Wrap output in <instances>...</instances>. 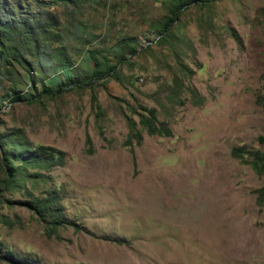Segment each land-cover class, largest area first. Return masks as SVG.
I'll return each instance as SVG.
<instances>
[{
    "label": "rangeland",
    "instance_id": "1",
    "mask_svg": "<svg viewBox=\"0 0 264 264\" xmlns=\"http://www.w3.org/2000/svg\"><path fill=\"white\" fill-rule=\"evenodd\" d=\"M0 1L17 16L45 11L60 23L58 38L48 34L22 64L0 59V264H13L7 255L41 264H264L256 193L264 177L249 156L232 155L264 152V0H188L176 16L175 0ZM97 67L115 72L94 79ZM41 82L51 92L31 100L39 91L31 83ZM14 90L25 100H12ZM150 111L172 136L147 133L139 121ZM12 142L17 153L61 151L64 165L14 160L8 183ZM52 197L58 212L43 219L31 205ZM54 220L72 225L54 233Z\"/></svg>",
    "mask_w": 264,
    "mask_h": 264
},
{
    "label": "trees",
    "instance_id": "2",
    "mask_svg": "<svg viewBox=\"0 0 264 264\" xmlns=\"http://www.w3.org/2000/svg\"><path fill=\"white\" fill-rule=\"evenodd\" d=\"M211 1V0H210ZM188 0H175L171 5L172 13L174 16L182 12L186 6L188 5ZM174 17L171 20H168L163 28V35L171 26L175 23ZM60 25L59 20L56 16L51 13L41 12L39 15L33 14L31 11L20 12V15L17 16L13 11H10L8 7H4L0 1V59H4L8 61L7 56L13 58L19 64H22V60L26 58V56H30V53L41 50L42 47L48 43L50 40L48 38V34L53 38L57 39L58 36L56 33H53V30ZM54 34V35H53ZM11 44V46H8ZM25 51V55L21 53ZM39 58L38 60H40ZM37 60V61H38ZM27 62L26 64L32 68L34 62ZM39 64H42L40 62ZM24 69H27L24 65H22ZM28 70V69H27ZM110 72H115V68L110 70ZM100 70V67H97L93 72L94 79H104L107 74ZM69 74V72L67 73ZM115 74V73H113ZM70 78V77H69ZM92 79V81L94 80ZM50 83H53V79H49ZM91 79L89 80V82ZM92 81L90 84H92ZM48 82V81H47ZM47 82H41V84L36 87L33 83H31V90H39L37 93L33 92V95H28L31 100L38 99L40 95H44L50 93L51 90L47 86ZM76 84V83H74ZM69 86V84H68ZM12 100L15 102L25 100V93L14 90L11 92ZM27 95V96H28ZM93 101L97 104L98 100L96 96H93ZM97 107L100 109V106L97 104ZM139 123L144 126L147 133L150 136H161V137H170L172 136V131L166 127L164 123H159L157 116L154 111H150L147 115H142L140 117ZM160 124V125H159ZM131 133L134 132L135 138H137L138 143L140 144L143 140V134L140 131H137L138 124L134 120H130L129 122ZM131 139L127 140L132 144ZM87 143L89 144V151L92 153V141L88 137ZM19 145L15 142H12L10 149L5 152V161L8 164V168L11 173L8 174V183L15 184L16 176L15 170L12 162L14 160H19L20 162H26L28 165H47L50 167L54 166H62L64 165V153L53 149L51 147H39L35 150H22L20 152H16V149ZM232 155L235 158L245 159V156H249L251 160L249 161L252 169L259 175L264 177V152L262 151H249L245 147L235 148L232 151ZM258 194V202H264V186L257 190ZM57 199L55 197L47 198L40 203L33 204L35 211L37 214L45 219L47 216H56L58 210L56 208ZM72 225L69 221L66 220H54L52 222L53 228L52 232H56L60 226ZM5 260L9 261L13 264H41L39 260H33L28 257L20 258L14 255H7L3 257Z\"/></svg>",
    "mask_w": 264,
    "mask_h": 264
}]
</instances>
